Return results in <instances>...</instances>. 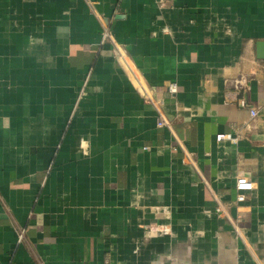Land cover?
Masks as SVG:
<instances>
[{
	"label": "crops",
	"instance_id": "1",
	"mask_svg": "<svg viewBox=\"0 0 264 264\" xmlns=\"http://www.w3.org/2000/svg\"><path fill=\"white\" fill-rule=\"evenodd\" d=\"M262 50L264 0H0V264H264Z\"/></svg>",
	"mask_w": 264,
	"mask_h": 264
},
{
	"label": "built area",
	"instance_id": "2",
	"mask_svg": "<svg viewBox=\"0 0 264 264\" xmlns=\"http://www.w3.org/2000/svg\"><path fill=\"white\" fill-rule=\"evenodd\" d=\"M103 40L104 41L105 40L114 41V39L112 38V35H111V29L109 28L108 25L106 27H104ZM136 80L138 83L136 86L137 90L141 94H143L144 97L147 98L155 106V108L157 110V113H158L157 125L160 127L167 126V127L171 128L170 121L166 117L165 112L162 109V103H163L162 100L155 99V97L153 95H151V93L148 90V88L146 87V85H144L143 82L141 80H139V78H137ZM247 86H248V80L246 79L245 76H240L239 78H236L234 80L232 86L227 88L226 99H227V101L235 103L239 109L247 110L249 113L250 119L254 120L257 117L259 110L257 107H255L254 105H252L249 102L246 95L244 94V92H245L244 89ZM167 88H168V92L171 94L177 92V84L175 82H170L168 84ZM248 126H250V125H248ZM173 135H175V134H173ZM175 137L177 139V143L174 145V149L177 150V148L180 147L183 151L184 162L195 165L196 164L195 154L192 153L191 151H189L184 146L182 141L177 138L176 135H175ZM216 139L218 141L228 140V141H231L233 143L238 142V136L234 135L233 133H230V132L229 133H219L216 135ZM254 188H255L254 182L248 176H245V175L238 176L237 180H236V189H237V197L236 198H237V201L238 202L246 201L248 194ZM216 211L219 215L222 216L224 214L225 209L220 204L217 206ZM238 221H239L238 219L231 220V224L233 225L235 231L238 234H240Z\"/></svg>",
	"mask_w": 264,
	"mask_h": 264
},
{
	"label": "water",
	"instance_id": "3",
	"mask_svg": "<svg viewBox=\"0 0 264 264\" xmlns=\"http://www.w3.org/2000/svg\"><path fill=\"white\" fill-rule=\"evenodd\" d=\"M259 57L264 58V50H262V54Z\"/></svg>",
	"mask_w": 264,
	"mask_h": 264
}]
</instances>
